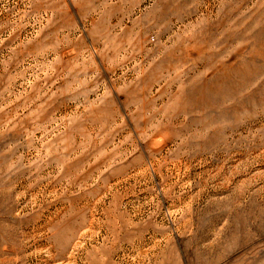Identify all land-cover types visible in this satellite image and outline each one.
Listing matches in <instances>:
<instances>
[{"label": "rangeland", "instance_id": "374dc122", "mask_svg": "<svg viewBox=\"0 0 264 264\" xmlns=\"http://www.w3.org/2000/svg\"><path fill=\"white\" fill-rule=\"evenodd\" d=\"M0 264H264V0H0Z\"/></svg>", "mask_w": 264, "mask_h": 264}]
</instances>
